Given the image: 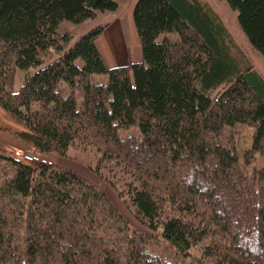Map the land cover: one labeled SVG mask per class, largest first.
I'll return each mask as SVG.
<instances>
[{
  "label": "trees",
  "instance_id": "obj_1",
  "mask_svg": "<svg viewBox=\"0 0 264 264\" xmlns=\"http://www.w3.org/2000/svg\"><path fill=\"white\" fill-rule=\"evenodd\" d=\"M120 1L0 0V106L42 153L65 156L79 142L115 162L132 180L136 218L156 234L130 231L75 170L0 153V264H264V165L252 167L264 156V78L239 65L202 0H139L142 60L125 66L109 67L96 47L107 24L73 45L59 30ZM225 1L264 56V0ZM241 127L252 133L243 154ZM157 239L176 261L149 252Z\"/></svg>",
  "mask_w": 264,
  "mask_h": 264
},
{
  "label": "rangeland",
  "instance_id": "obj_2",
  "mask_svg": "<svg viewBox=\"0 0 264 264\" xmlns=\"http://www.w3.org/2000/svg\"><path fill=\"white\" fill-rule=\"evenodd\" d=\"M202 1L206 2L216 11L223 21V24L228 29L230 35L227 42L228 45H230L232 55L236 58L239 65L242 68H247L248 66L252 67L253 70L264 78V56L251 45L245 32L240 27L237 19V11L233 10L225 0ZM120 2L122 7L117 12L108 11L100 13L96 20L88 22L83 27L64 21L60 24L59 30L61 32L67 31L74 35L71 42L73 45L77 36L86 31V29L97 24H107L110 21H113L116 17H119V14L125 9L128 1L125 2L124 0ZM131 52L132 54L134 53V46L132 47ZM35 70L36 69H31L30 72L34 73ZM24 76L25 72L23 70H18L16 72L14 81V89L16 91H18L23 84ZM24 130V125L17 123L11 115L0 106V152L10 155L12 152L31 148V145L18 137V132ZM251 135V130L248 128L241 127L237 129L236 140L238 141L240 154H243L245 149L250 146ZM42 155L52 161L54 167L59 166L71 168L102 190L129 222L130 231H137L140 233L147 232L153 235L156 234L136 218L132 206L127 202L132 180L122 168L115 164V162L102 160L101 153L96 149L85 147L79 142L74 143L65 156L59 155L56 152L42 153ZM261 165H264V156L259 155L257 157V163L252 167ZM157 240L161 246L156 244L152 245L151 243L147 246L149 252L164 259L167 258L176 261L177 257L175 256L174 251L166 248L162 239ZM191 253L193 256L200 257V247L193 248Z\"/></svg>",
  "mask_w": 264,
  "mask_h": 264
},
{
  "label": "crops",
  "instance_id": "obj_3",
  "mask_svg": "<svg viewBox=\"0 0 264 264\" xmlns=\"http://www.w3.org/2000/svg\"><path fill=\"white\" fill-rule=\"evenodd\" d=\"M126 1H128L127 5L119 17L107 23L108 27L95 41L96 47L109 67L125 66L130 62L142 60L141 42L133 19L134 8L139 0ZM121 7L120 2L116 12Z\"/></svg>",
  "mask_w": 264,
  "mask_h": 264
},
{
  "label": "built area",
  "instance_id": "obj_4",
  "mask_svg": "<svg viewBox=\"0 0 264 264\" xmlns=\"http://www.w3.org/2000/svg\"><path fill=\"white\" fill-rule=\"evenodd\" d=\"M12 158L16 163L52 165V161L45 158L35 147L29 148L27 150L16 151L12 155Z\"/></svg>",
  "mask_w": 264,
  "mask_h": 264
},
{
  "label": "bare ground",
  "instance_id": "obj_5",
  "mask_svg": "<svg viewBox=\"0 0 264 264\" xmlns=\"http://www.w3.org/2000/svg\"><path fill=\"white\" fill-rule=\"evenodd\" d=\"M172 252V251H171Z\"/></svg>",
  "mask_w": 264,
  "mask_h": 264
}]
</instances>
